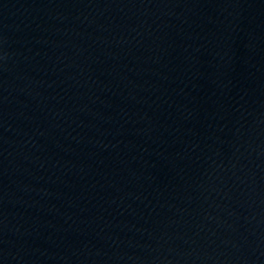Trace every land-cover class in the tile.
Segmentation results:
<instances>
[{
  "label": "water",
  "instance_id": "95a60500",
  "mask_svg": "<svg viewBox=\"0 0 264 264\" xmlns=\"http://www.w3.org/2000/svg\"><path fill=\"white\" fill-rule=\"evenodd\" d=\"M0 264H264V0H0Z\"/></svg>",
  "mask_w": 264,
  "mask_h": 264
}]
</instances>
